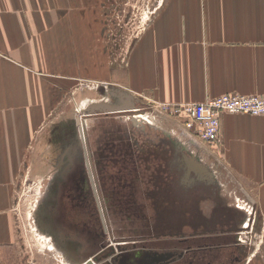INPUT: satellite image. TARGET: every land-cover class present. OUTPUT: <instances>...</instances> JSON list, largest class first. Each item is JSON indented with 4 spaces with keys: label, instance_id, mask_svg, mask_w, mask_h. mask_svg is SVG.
<instances>
[{
    "label": "crops",
    "instance_id": "crops-1",
    "mask_svg": "<svg viewBox=\"0 0 264 264\" xmlns=\"http://www.w3.org/2000/svg\"><path fill=\"white\" fill-rule=\"evenodd\" d=\"M40 3L0 0V264L8 249L4 246L17 239V181L30 160L55 159L56 168L63 152L73 147L78 118L72 115V94L77 80L89 77L87 60L81 59L79 76L72 75L71 53L64 56L63 69H57V31L63 30L71 47L72 25L64 18L57 26L55 4L40 9ZM97 74L98 81L118 87L111 93L159 105L197 104L223 94H264V0H164L126 57L106 71L98 68ZM191 147L209 175L188 171L179 150L181 176L194 183L182 185L177 204L209 218L219 207L224 215L248 217L243 205H251L260 215L263 233L264 116L224 113L219 145L199 142ZM153 187L144 191L145 213L152 220L161 215L155 192H172L167 183ZM154 230L159 238L151 243L162 249L178 243L161 221ZM186 239L194 249L202 247L197 251L204 264H222L227 249L240 253L248 244L243 233L236 238L234 232ZM246 249L243 264H264L252 247Z\"/></svg>",
    "mask_w": 264,
    "mask_h": 264
},
{
    "label": "flooded vegetation",
    "instance_id": "flooded-vegetation-1",
    "mask_svg": "<svg viewBox=\"0 0 264 264\" xmlns=\"http://www.w3.org/2000/svg\"><path fill=\"white\" fill-rule=\"evenodd\" d=\"M79 127L80 124L77 125V139L74 140L73 147L63 152L64 156L52 172L54 174L48 180L37 209V220L44 226H41L42 229L51 237L55 249L70 264H113L111 259L119 254L118 244L126 246L121 253L151 249V239L159 238V233L156 234L154 230L157 220L161 221L162 227L174 231L172 234L179 238L178 243L170 248L173 250L186 249L183 244L193 247L190 244L192 242L186 238L199 233L208 235L234 232L238 238L239 233L246 236L245 231L251 233L254 230H251V225L247 222L258 225L259 216L256 211L253 216L243 218L241 213L224 215L219 207L215 211L216 215L209 218L199 212L188 211L183 204H177V198L181 202L182 193L179 189L182 185L194 183L187 175L181 176L179 143L171 141L166 145L150 142L152 145L146 150L130 147L125 150L121 149L118 142L113 141L104 147L98 144L96 150L88 146L92 153L89 157L83 143L85 140L88 142V134L86 131L85 138L81 137L82 134L78 133ZM126 155L131 156L130 161L126 158L124 160L130 167L122 168L119 160L120 157H127ZM141 167L149 174L151 181L148 187L159 188L162 183H167L172 192L159 190L153 196L154 205L159 207L161 218L145 221L141 226L144 231L130 232V235L118 237L116 228L120 224L116 219L127 218L131 221L135 217L134 213L126 217L118 216L119 199L127 198V202L132 203L128 207V213L135 211V183L142 179ZM182 182L184 183L181 184ZM186 228L191 229L187 231ZM156 245L160 248V244ZM209 247L211 246L205 245L206 249ZM201 248L198 246L196 249L193 247L187 250L181 259L172 264H204L200 261L205 257L197 251ZM237 250L227 249L228 255L222 264H243L247 249L241 247L240 253Z\"/></svg>",
    "mask_w": 264,
    "mask_h": 264
},
{
    "label": "rangeland",
    "instance_id": "rangeland-1",
    "mask_svg": "<svg viewBox=\"0 0 264 264\" xmlns=\"http://www.w3.org/2000/svg\"><path fill=\"white\" fill-rule=\"evenodd\" d=\"M42 1L39 0L41 2L39 4L40 9L45 4L50 6L52 3L55 4L57 26L65 23L64 18H66V23L70 22L72 25L71 47H68L63 30L57 31L55 48L57 69L64 67L63 58L69 53L72 54V67L76 72L72 73L73 76H79V72L83 68L80 59L87 60L88 63L89 77L83 80L78 79L74 87V91L77 93L72 94V115L77 117L80 108H87L96 102L106 101L113 104L120 102V98H114L111 95V92L118 87L109 84V82L98 81V78H94V76L98 75V68L103 67L106 71L107 67L118 64L126 57L134 39L142 32L143 25L157 12L164 0ZM138 100L137 108L150 113L155 125L152 126L143 119L132 120L130 112L117 113L108 118L104 114L94 115L89 119L87 118L89 137L87 139L89 142L91 143L95 136L93 140L98 142L97 147H99L98 144L104 147L107 143L121 141L118 143L123 146L122 149L130 147L136 150L138 148L146 150L149 145H152V143L149 144L150 142L166 145L170 144L171 141L180 143L181 139L175 141L176 136L171 133L172 130L178 129L179 122L176 121V118L161 113L162 107L159 105L152 107L146 103L145 99L139 98ZM78 133L81 134L80 131ZM184 141L187 142V140ZM187 152L193 153L195 151L189 147ZM33 161L34 166L30 168ZM54 163L55 159L50 158L30 160L23 175L19 177L13 208L17 239L14 244L4 246L8 249L2 255L3 264H70L63 254L55 249L51 237L45 233L42 229L44 226L37 220L39 202L45 192L48 180L54 174L52 173L55 170ZM144 167H141L142 179H138L135 183V211L128 213V207L132 203H128L127 198L119 199L118 216L126 217L128 214L134 213L135 217L131 221H128L127 218L116 219L117 223L120 224L116 228L118 237L130 235V232L144 231L141 226L144 225L145 221L150 220L151 216L145 213L144 191L150 188L148 186L151 180ZM243 207L245 212L249 214L248 217L253 216L255 212L253 206L243 205ZM114 211L116 212V208ZM110 214H112V210H110ZM258 216V225L254 226L247 222L251 225V230L253 228L254 230L251 233L245 231V242L248 244H245L244 247H252V253H258V256L264 259V243L262 242L264 241V229L262 233L260 215L258 214ZM261 236H263V240Z\"/></svg>",
    "mask_w": 264,
    "mask_h": 264
},
{
    "label": "built area",
    "instance_id": "built-area-1",
    "mask_svg": "<svg viewBox=\"0 0 264 264\" xmlns=\"http://www.w3.org/2000/svg\"><path fill=\"white\" fill-rule=\"evenodd\" d=\"M145 25H143L142 30H144ZM147 104L152 107L159 105L155 102ZM159 106L162 107L161 113L181 121L180 127L172 130L171 133L176 136V140L180 141L181 139L180 143L184 149L188 150L189 147L196 146L199 142L214 146L219 145L221 116L224 113L264 116V94H223L197 104H164ZM80 114L81 112L78 111V116ZM79 119L82 121L81 117Z\"/></svg>",
    "mask_w": 264,
    "mask_h": 264
},
{
    "label": "water",
    "instance_id": "water-1",
    "mask_svg": "<svg viewBox=\"0 0 264 264\" xmlns=\"http://www.w3.org/2000/svg\"><path fill=\"white\" fill-rule=\"evenodd\" d=\"M111 95L114 98H120V102H116L117 106L116 108H111L108 104H98L96 106H92L89 112L83 113L84 121L82 124L86 125V119L94 115L98 114H104V115H111V114H117L124 111H131L136 108L137 103H139V100L130 94H126L123 92H113ZM122 98V99H121ZM77 124L80 123V119H77ZM84 147L86 149V153H89V157L92 156V153L90 152L88 146L87 140L84 142ZM180 147V145H179ZM181 153H183V158L186 162V165L188 166V171H198L199 177H201L202 174H204L206 177L209 175V173L203 169L204 165H202L197 157H194L192 153L188 154L185 149L179 148ZM186 158V159H185ZM211 180V179H210ZM106 215V214H105ZM137 245V244H136ZM137 247V246H134ZM159 247L156 244H152L149 246L151 249H147L146 251H139L135 250L132 253H121L126 249L125 245L118 244V250L119 254L114 256L111 260L113 264H172L173 262H176L178 259H181L185 254V249L182 250H173L169 248L162 249L157 248ZM186 248V247H184ZM155 249V250H153ZM187 250L193 249L192 246H188L186 248ZM115 253V251L113 252Z\"/></svg>",
    "mask_w": 264,
    "mask_h": 264
},
{
    "label": "bare ground",
    "instance_id": "bare-ground-1",
    "mask_svg": "<svg viewBox=\"0 0 264 264\" xmlns=\"http://www.w3.org/2000/svg\"><path fill=\"white\" fill-rule=\"evenodd\" d=\"M108 104L112 109L113 108H116V106H117V104H113V103H111V102H106V101H104V102H96V103H93V104H91L89 107H87V108H84V109H81V114L79 115V117H81V122H80V127H79V129H80V133L82 134L81 135V137H83V138H85V133H86V129L88 128V121H87V119H86V125H84V124H82V122L84 121V116H82V114L83 113H86V112H89V110L91 109V107L92 106H96V105H98V104ZM127 113V112H130L131 114H130V116H131V119L132 120H134V121H137V120H140V119H143V120H146L149 124H151L152 126L153 125H155L154 124V121L152 120V116H151V114L150 113H148V112H144V111H141V110H139L138 108H137V106H136V108L135 109H133V110H131V111H124V112H121V113ZM142 122V121H141ZM213 172V171H212ZM214 176V175H213ZM189 177V176H188Z\"/></svg>",
    "mask_w": 264,
    "mask_h": 264
},
{
    "label": "trees",
    "instance_id": "trees-1",
    "mask_svg": "<svg viewBox=\"0 0 264 264\" xmlns=\"http://www.w3.org/2000/svg\"><path fill=\"white\" fill-rule=\"evenodd\" d=\"M115 114H111V115H104L105 117H112V116H114ZM88 134V133H87ZM88 137V136H87ZM89 138V137H88ZM108 138V137H107ZM93 139H95V136H94V138ZM91 140V143L89 142V140H88V144H89V146L91 147V149L92 150H96L97 149V141L96 140ZM118 142H121V141H118ZM119 146H120V144H119ZM123 148V146H121V149ZM127 148H125V150H126ZM130 149V148H129ZM124 156V155H123ZM127 157H120V162H119V165H120V167H122V168H129L130 167V165H128L127 163H124V160H125V158L127 159V161H130L131 160V156L130 155H126ZM133 157V156H132ZM135 165V167H137V165L136 164H134ZM131 166H133L132 164H131ZM133 209H134V207L133 206H131Z\"/></svg>",
    "mask_w": 264,
    "mask_h": 264
}]
</instances>
